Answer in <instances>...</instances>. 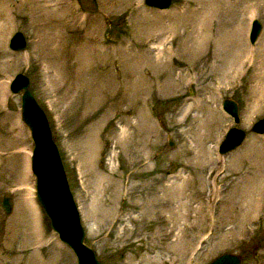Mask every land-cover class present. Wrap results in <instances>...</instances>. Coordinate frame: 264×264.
Wrapping results in <instances>:
<instances>
[{
  "label": "rangeland",
  "instance_id": "374dc122",
  "mask_svg": "<svg viewBox=\"0 0 264 264\" xmlns=\"http://www.w3.org/2000/svg\"><path fill=\"white\" fill-rule=\"evenodd\" d=\"M197 1L190 5L212 8L203 27L209 41L202 47L211 55L205 51L199 60L191 51L189 33L180 26L181 19L192 13L185 0H171L166 9L150 7L144 0H0V9H6L14 22L5 43L0 41V136L11 139L3 145L7 149H0V264H77L36 200V180L30 167L29 181H24L34 142L21 119L20 93L9 90L10 81L19 72L28 76L30 89L48 118L80 211L84 243L96 251L103 264H209L223 252L238 254L241 264H264V134L251 131L252 123L264 118V0ZM71 9L80 13L86 24L77 32L70 26L64 29L67 37L72 36L70 46L83 43L89 29L97 41L114 50L116 61L109 60L103 79L111 81L115 90L81 91L75 70L69 66L75 55L68 53L65 64L57 45L50 46L66 11V21L71 24ZM250 10L254 17L248 19L243 35ZM241 19V32L235 35L232 31L238 29ZM253 19L261 26L254 44L248 38ZM166 29L171 34L177 31L175 51L164 67L167 71L145 61L134 65L138 59H149L148 54L150 58L158 54L161 46L149 34ZM16 31L27 40L22 51L8 47ZM169 34L165 41H171ZM239 36L244 50L245 46L254 49L253 57L239 62L233 56L211 57L217 48H224L226 39L232 47ZM154 46L152 54L146 52ZM122 50H127V55ZM123 58L130 60L127 67ZM126 68L129 83L139 82L132 76L138 68L143 76L157 70L162 80L150 90H145L146 85L130 90L123 84L119 92L117 84L125 79ZM225 97L239 104L238 127L246 135L241 145L220 155L218 145L233 125L221 106ZM120 100L123 102L118 103ZM143 110L147 115L141 125L145 132L136 130L124 142L123 117L134 122ZM8 115L24 126L27 161L17 149ZM138 135H144L143 139L133 140ZM169 140L173 144L169 145ZM140 142L145 144L142 156L137 150ZM213 168L218 170L213 172ZM179 173L181 178L176 180L174 175ZM183 177L187 178L185 185ZM174 179L184 186L182 200L190 207L187 216H179L186 209L175 214L178 199L161 210L160 216L142 215L144 208L149 210L155 193L162 200L169 198L165 186ZM25 183L31 184L32 190L21 189ZM4 196L12 199L8 214L1 206ZM251 198L256 208L250 212L251 207L246 206ZM201 206L203 210L196 213Z\"/></svg>",
  "mask_w": 264,
  "mask_h": 264
},
{
  "label": "bare ground",
  "instance_id": "6f19581e",
  "mask_svg": "<svg viewBox=\"0 0 264 264\" xmlns=\"http://www.w3.org/2000/svg\"><path fill=\"white\" fill-rule=\"evenodd\" d=\"M192 1L194 3L198 2L197 0H185V3L190 6L192 13H191V15L186 14V17L182 16L183 19H181V25L180 26H182L181 29L186 30L185 33H189V35L191 37V39H190L191 51H193V55L195 56V59L199 60V58H201V56H205L206 53L210 54V52H208L209 50H207V49L204 50L202 47L204 45L206 47L207 41H209L208 40V30L207 29L203 30V27L205 26L204 24L207 25L208 16L211 15V14L208 15V10H210V12H211L212 8L208 9V8H204V6H202V7L197 6L194 8L193 4H192V6L190 5V2L192 3ZM199 2H204V1H199ZM254 6H256V5H254ZM66 7H69V6L65 5V8ZM250 8H251V6H250ZM5 11H6V9H3V8L0 9V41L3 40V43H5L7 34L10 33L9 31L14 27V22L11 19L10 15L7 13L8 11H6V12ZM74 11L71 9V13L69 15L71 18H73V19H71V24L66 21L68 11H66L63 15H61V19L63 17V19L61 20V26L62 27L60 29L57 28L55 30V34L50 41V46L57 45L56 50L59 49L61 51L63 59H65V61L67 60L69 55L70 56L73 54L75 55V59H73L74 62H72V63L69 62L70 63L69 66L73 70H75V75L77 76L78 88L81 91L84 89H87V91L88 90H96V91H104V90L105 91H113V90H115L114 84L111 81L108 83L105 78L103 79V77H104L103 74L107 73V70L109 69V60L111 61L113 59L114 60L113 62L116 61L114 50L109 48V46L106 45V43H104V41H101V40L97 41V39H95L93 34H92V30L89 31V29L84 34L85 38L83 39L84 40L83 43L76 44V46L74 48H73V46H70V44L72 45V43L70 41L72 36L67 37V35L64 32V29H66L68 26H70L72 28L73 32H77V31L81 30L80 26L86 24V22H82L83 17L79 16L80 13H74ZM253 11L250 10L247 12L248 16H247L246 20L244 21L245 23H244V28H243L244 29L243 35H245L244 33L246 31L248 19L250 20V18L254 15ZM197 13H200V14H197ZM211 17L213 18V16H211ZM211 17H209V18H211ZM87 19H88V17L86 18V20ZM243 20L244 19H241V22L238 25V29L236 31L235 30L232 31L233 34H235V35L236 34L238 35V33L240 34ZM226 26L228 27V25H226ZM167 32H170V29H166V31H163V33H161V34H160V32H157V31H155L153 33L151 32L152 34H149L150 35L149 37L151 39H153L154 41L156 40V42H158L159 46H161L160 48H158V50H159L158 54H156V56L154 58L153 57L150 58L149 57L150 54H148V56L146 58H149V59H145V60L138 59L137 64L136 63H133V64L134 65H138V64L140 65V63H144V61H145V63H147V65L150 64V66H152V65L154 66V64L162 66L163 69H161V70L163 72H166L167 68L165 69L164 67H167L166 63H167V58H169V55L175 51V45L173 42L176 39V35H177L176 30L173 31L172 34L170 32V34L169 33L168 34L172 36V38H169V40H171V41L170 42L165 41V40H168L166 38L168 34L165 36V38H163L161 36H163ZM185 33H183V34H185ZM159 38H161V39H159ZM235 39H236V42L238 45L241 44L240 49L237 50V47H238L237 44L230 47L228 44V40L226 39L225 43H224L225 44L224 48H222V49L217 48V50L212 53L211 57L213 58V57L220 56V57L231 58V56H233L235 59L234 61L239 62V60L242 58L250 59L251 57H253L255 55L254 49H252V50L247 49L245 44H244L245 50L243 49L244 48L243 47V41H242V39L240 40V36L238 38H235ZM16 41L17 40H16V36H15L12 39V41L9 40L8 46H10V44H11V46H14V44L18 45L19 43H16ZM149 42L152 43L153 41L150 40ZM218 42H219V40L216 39L215 43L217 44ZM167 43L170 46H167ZM235 46H236V48H235ZM154 48H155V46L154 47H148V49H146V52L148 53V51H149L152 54L154 51L153 50ZM122 51L127 55V50H122ZM205 51H206V53H205ZM120 52H121V50H120ZM123 52L121 54H123ZM68 53H70V54L68 55ZM125 54H124V56H125ZM123 60H124L123 64H125V66L127 67V65L130 64L129 58H123ZM204 60H205V58H204ZM67 61L65 62V64H67ZM127 71H128V69L126 68L125 69V72H126L125 73L126 74L125 79L123 81H121L120 84L119 83L117 84V86H118L117 90L119 92L122 90L123 84H126V87L130 90L140 89L139 87L141 85H146L145 90H150L151 87H154V84H156L162 80L161 74H160L161 72L159 73L157 70H155L152 74H150L148 76H143L141 69L138 68L137 75L134 74L132 76H135V79H137V81H139V82L137 83L136 81L133 80L134 82L129 83L128 78L130 75H129V73H127ZM226 74H228V75L230 74L229 69H228V72L226 71ZM223 75H224V73H223ZM143 77H148V78L142 79ZM142 81H143V83H142ZM75 88H76V86H75ZM261 89L264 90V80L261 83ZM73 94H70V95H73ZM110 98L111 97H109V99ZM0 102H1V100H0ZM120 102L122 103L123 101H121V100L118 101V103H120ZM0 106H1V104H0ZM33 110L36 111V109H34L33 107H27V105L25 103V112L30 118V125H26V126H28V128L30 130L32 140H33L34 144L36 145V147H35L33 154L31 155L29 165L27 163V172L25 173L24 181L25 182L29 181V178H28L29 175L27 173L29 172V167H30V170H31L30 172L32 173V175L35 177V180H36L35 193H36V191H37V193L40 192L41 184L43 181L44 185L46 187V192L48 194V197H49V199L53 205V208H54V210H57V212H58L57 215L59 217V221L63 227L67 228L70 231L68 233L70 243H72L74 245V247L76 248V245L73 243V241H75V232L73 230L72 221H70V210H69V205H68L67 200H66V191H65L64 182H62V180H61L60 173H59L60 170H59L58 165L56 163L53 150L50 147L48 141L44 140L43 133L40 132V130H39V128L42 126L41 121L39 119V116L37 113H32ZM22 111H24V107L22 108ZM137 116H138V118L134 122L131 121L132 118L130 119L126 115L123 117L122 123L125 126L122 130L121 129L120 130L122 131V140L125 139L124 142H126L127 140L132 138L133 135L135 134V132H137L136 130H138L140 132L141 129H143V131L145 132L144 127L141 126L142 122L147 121V115L145 113V110H143L142 113L140 111L137 114ZM6 118H8L10 120V123L12 122L10 131H12L13 133H16V137H17V141H18L17 142L18 151L22 154H25L26 161L29 160V158H28L29 153H25L26 150L27 151H29V150H28V148H26V145H25L26 139L23 137L24 131H23V129H21L24 126L21 125L19 123V121H16L15 116H9L8 115ZM6 118L3 119V121H2L3 126H5V124L7 122ZM227 136H228V134L225 136V139H227ZM143 137H144V135L143 136L138 135L137 137L133 138V140H136L137 138H141V140H142ZM10 140L11 139H9V137H7V136L6 137L4 135L0 136V149H7V147L3 146V145ZM5 145H7V144H5ZM144 145L145 144L142 142L137 144V147H138L137 150H138L139 156H142V152H143L142 149H143ZM11 146H13V143L11 144ZM2 154H3V152L1 150L0 155H2ZM37 156H38V158H37ZM197 157H199L200 160L202 158L201 155L197 156ZM203 157L206 159L205 155H203ZM208 161L205 160V163H207ZM217 170H218V168H213L211 171L216 172ZM180 174L181 173L174 175L176 180L181 178ZM175 179L173 181H170L165 186L168 190L166 195L169 198L162 200V198H160L162 196L155 193V195H153L152 201L150 202L149 210L147 211L144 208L140 212L142 215H146L147 213H149L150 215H153V216H157V215L160 216L162 214L160 212L161 210L165 209L167 207V205H170V206L174 205L176 202L175 200L178 199V202H176L178 206H177V209L175 211V214L179 215L180 210L186 209L185 212L181 211V213H180L181 215H179V216L180 217L181 216L182 217L187 216L188 212H190V211H188L190 207H189L188 202H185L182 200V198L184 196L183 192H182L184 189V186L180 185L179 181H176ZM186 180H187V178L184 179V177H183L182 182H184V185H185ZM203 180H205V179H203ZM206 182L207 181L205 180L203 184H205ZM30 185L25 183L22 186H20V188L24 189L25 191H29V189H31ZM207 190H208V188H207ZM212 194L214 195V193H212ZM249 204L250 205H247L246 207L249 208V206H250L251 207L250 212H251V211H253V209L255 207V201L252 200V198H251ZM45 206L48 210L50 209V208H48L50 206V203H45ZM202 210H203V206L196 208L195 212L198 213ZM32 218H33V223H34L35 219H36L35 215ZM63 227H61V231L66 233V231ZM34 228L35 229H34L33 234L36 235V237H37V236H39V231L37 230L36 225L34 226ZM35 239H33V240H35ZM78 254H79V259H80L81 264H92L84 253L81 254L80 252H78Z\"/></svg>",
  "mask_w": 264,
  "mask_h": 264
},
{
  "label": "water",
  "instance_id": "95a60500",
  "mask_svg": "<svg viewBox=\"0 0 264 264\" xmlns=\"http://www.w3.org/2000/svg\"><path fill=\"white\" fill-rule=\"evenodd\" d=\"M144 2L150 7L165 9L169 7L171 0H144ZM260 29H261L260 24L256 20L253 21V25L250 33V40L252 43L257 38ZM15 36L17 40L16 43L19 44L18 45L14 44V46H11L10 44L9 48L13 51L24 50L27 45V41L24 34L20 31H16L10 37V41H12V39ZM9 90L15 94L21 93L20 94L21 108L24 107V111H22L21 119L26 125H30V118L25 112V103L27 107H33L34 109H36V111L33 110L32 113H37L39 116V119L42 124L39 130L40 132L43 133L44 140L48 141L50 147L53 150L56 163L60 170L59 173L61 180L62 182H64L65 191H66V200L70 210V221H72L73 230L75 232V241H73V243L76 245V248L72 243H70V239L68 235L70 231L67 228L63 227L62 224L60 223L59 217L57 215L58 212L57 210H54L53 205L46 192V187L44 185V182L42 181L40 192L37 193L36 191L35 196L38 203L44 209L45 214L48 216L53 231L57 234L59 240L65 243L67 246H69L70 249L73 251V253L76 256L77 264H81L78 252H80L81 254L84 253L92 264H103L102 261L98 258L96 251L92 249L90 246H88L86 243H84V238H85L84 228L81 224V219L77 204L72 196V193L68 185V181L64 171L62 159L60 157L59 149L52 137V132L47 116L44 110L42 109V107L36 101L30 89L28 76L22 72L16 73L13 79L10 81ZM222 108L225 112L228 113V115L232 117L233 122L235 124L234 126L228 128L225 134V136L228 134L227 139H225L224 137V139L221 141L219 145V152L221 154H225L235 149L243 142L245 137V132L243 129L237 126L240 123L239 106L237 101H235L232 98L226 97L222 101ZM251 131L257 134H264V118H260L256 120L251 126ZM168 143L169 145L173 144L171 140H169ZM35 147L36 145L34 144L32 149V154L35 150ZM45 203H50V206L48 207L50 208L49 209L50 211L46 208ZM2 207L7 214L11 212L12 201L10 197L8 196L3 197ZM60 226L65 229L66 233L61 231ZM241 263H242V258L239 257L238 254L232 252H223L209 262V264H241Z\"/></svg>",
  "mask_w": 264,
  "mask_h": 264
}]
</instances>
